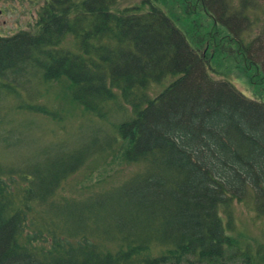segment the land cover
Returning <instances> with one entry per match:
<instances>
[{
    "label": "trees",
    "instance_id": "1",
    "mask_svg": "<svg viewBox=\"0 0 264 264\" xmlns=\"http://www.w3.org/2000/svg\"><path fill=\"white\" fill-rule=\"evenodd\" d=\"M43 1L31 29L0 36V97L37 77L82 113L106 119L128 105L130 115L104 142L0 176V264H264V242L241 248L221 216L234 199L264 207V102L209 74L231 59L264 87V61L250 57L262 47L227 23H200L187 0L177 4L180 19L192 15L183 28L151 4ZM168 77L151 96L149 86ZM19 108L61 119L45 104ZM93 155L141 169L82 199L57 196Z\"/></svg>",
    "mask_w": 264,
    "mask_h": 264
},
{
    "label": "rangeland",
    "instance_id": "2",
    "mask_svg": "<svg viewBox=\"0 0 264 264\" xmlns=\"http://www.w3.org/2000/svg\"><path fill=\"white\" fill-rule=\"evenodd\" d=\"M143 1L119 0L115 7L141 5V10H144ZM146 1L147 7L151 4L162 8L173 20L178 15L179 19L174 22L180 28L187 27L189 20L192 19L191 14L180 19L179 14L183 8L177 7L179 0ZM203 1L217 20L224 13L230 30L231 17L229 18V15L231 16L232 9L240 10L249 17L246 23L238 22L239 27H236L237 24L234 27L241 30L240 37L243 41L255 40L262 47L260 49L254 46L256 53L251 52L255 55L250 57H254V60L259 63L263 62L264 35L262 34L259 38L256 34L264 31V0H224L225 6L221 7L219 3L211 5L208 0ZM43 2V0H0V36H11L21 29H31ZM185 2L190 5L189 12H197L200 23L207 22L209 25L213 22L205 16V10L202 7L199 8L197 0ZM242 24L244 25L241 26ZM236 38L238 39V35ZM64 45L73 51L76 50V41L70 35H67ZM209 74L216 79H227L246 97L264 102V87L253 84L250 80L251 71H245L241 64L232 67L231 59L227 62H218L215 65V71H210ZM170 79V77L166 78L161 84H151L148 89L149 94L156 95L166 87ZM23 80H25L23 84H18L14 91H4L0 97L1 178H8L7 174L11 169L25 167L34 161L42 162L55 155L67 154L66 152L76 148L80 149L95 139L96 142L98 139L104 142L103 138L114 134L113 127L130 115V107L125 105L122 111L113 108L106 119H99L82 113L79 106L69 104L67 97L60 93L59 85L56 83H43L37 77ZM25 101L45 104L50 109L56 110L61 117L60 121L52 120L40 113L20 109V105ZM140 169L141 166L138 163L113 160L111 155L105 159L103 156L93 155L86 158L77 170L66 177L57 191V196L82 199L91 192L102 191L121 184ZM107 174L109 176L103 181L96 182L97 179ZM14 178L18 179L15 175ZM259 207H262L260 201L255 198L234 199L225 209L226 212L223 209L221 214L225 224L230 220L231 227L227 232L240 239L241 248L249 243L252 252L264 242V212ZM223 264H241V262L232 261Z\"/></svg>",
    "mask_w": 264,
    "mask_h": 264
},
{
    "label": "flooded vegetation",
    "instance_id": "3",
    "mask_svg": "<svg viewBox=\"0 0 264 264\" xmlns=\"http://www.w3.org/2000/svg\"><path fill=\"white\" fill-rule=\"evenodd\" d=\"M200 3H201V5H203V0H200ZM232 24H233V23L231 22V26H232Z\"/></svg>",
    "mask_w": 264,
    "mask_h": 264
}]
</instances>
